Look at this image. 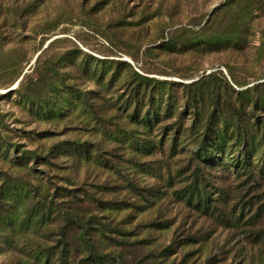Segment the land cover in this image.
Here are the masks:
<instances>
[{"label":"rangeland","instance_id":"rangeland-1","mask_svg":"<svg viewBox=\"0 0 264 264\" xmlns=\"http://www.w3.org/2000/svg\"><path fill=\"white\" fill-rule=\"evenodd\" d=\"M94 253L264 264V0H0V264Z\"/></svg>","mask_w":264,"mask_h":264},{"label":"trees","instance_id":"trees-1","mask_svg":"<svg viewBox=\"0 0 264 264\" xmlns=\"http://www.w3.org/2000/svg\"><path fill=\"white\" fill-rule=\"evenodd\" d=\"M42 53V52H41ZM39 61V57H37V62ZM103 64L100 68L98 65L94 66L92 69H90L88 71L89 75L93 76V79H95L96 81L98 82H102V79L105 77L106 75V72H107V69H105V65H109L108 64V61H99L97 62V64ZM74 64V63H73ZM104 67V69H103ZM39 67H37L38 69ZM43 71L40 72V74H42ZM113 75H112V79L115 78V76H117V72L116 71H113L112 72ZM145 79V78H144ZM115 80V79H114ZM148 86L145 84V83H142V82H138L136 87L134 88H131V91L130 93L127 95L126 97V104L127 106H132L133 105V114L130 116V118L134 121V122H143L145 124H147L149 127H151V123L152 122H158L160 120L159 118V114L160 113H157L155 117H151V111L152 110V106L155 102V99L153 97H151L152 95V91L149 92L148 91ZM147 99V102H148V110L143 114L141 115L140 112H139V104L142 102H144V100ZM168 130V131H165ZM164 129V132L166 134V138L168 137V135L170 134L169 133V129L165 128ZM176 134H177V131H176ZM171 142H172V146H175V143L178 139V136L177 135H174L171 137ZM203 140L205 141L206 138H203ZM12 146H15L17 147L16 145H12ZM27 153H31L30 151H27ZM252 156H253V153L250 152V153H247V152H241L240 153V157L238 159V161L240 160H243V164H246L247 161H249V164L251 165L252 164ZM180 192H181V195H180V198L179 200L183 201L185 203V185L180 189ZM190 198H188V202L190 201L189 200ZM196 208L197 207H203L205 210H208L210 208V206L208 205L209 203V199L207 200L206 197H201L200 195H197V198H196ZM168 226H164L163 228H167ZM115 232H118V233H122L121 230L119 229H115ZM85 235H87L86 231L84 232ZM87 242H88V238L86 239ZM64 251V248L62 249V252L63 253ZM96 252V251H95ZM95 255L93 257H85L82 261L83 264H124L123 261H121V259L119 257L116 258V255H113L111 253H94ZM67 263V260L63 261L61 260L59 264H66ZM80 263V264H82Z\"/></svg>","mask_w":264,"mask_h":264}]
</instances>
